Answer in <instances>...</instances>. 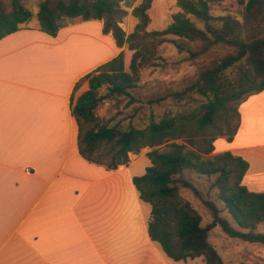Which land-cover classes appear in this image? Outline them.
Listing matches in <instances>:
<instances>
[{
    "label": "trees",
    "instance_id": "16d2710c",
    "mask_svg": "<svg viewBox=\"0 0 264 264\" xmlns=\"http://www.w3.org/2000/svg\"><path fill=\"white\" fill-rule=\"evenodd\" d=\"M30 1L0 0V39L29 26L33 18L38 29L51 36H56L63 18L96 19L103 21L102 33H111L117 48L127 43L132 51L128 69L120 50L84 75L74 86L70 110L78 151L87 161L114 170L129 163V153L147 150L150 164L132 183L150 205V239L174 261L201 257L205 264H225L209 240L216 226L229 237L264 244V233L257 230L264 223V191L249 190L242 183L248 162L230 151L212 154L218 137L231 141L237 132L240 104L264 90V0H177L180 11L172 22L152 32L145 29L153 0H141L131 10L136 24L128 35L119 25L127 15L123 0H37L36 11L28 6ZM224 1H234L235 13L212 14L214 5ZM144 34L158 37L157 44L171 41L180 50L187 45L196 79L181 90H151L155 80L141 83L142 70L154 65L156 52L153 43L143 42ZM85 80L88 89L75 98ZM140 95L145 96L148 113L134 105ZM105 99L116 108L126 100L130 120L116 119L119 110L107 118L98 116L96 110ZM167 99L177 107L157 114L156 105ZM164 144L167 148L160 150ZM201 178L208 182L205 197L193 181ZM181 188L201 201L210 221L202 223L201 213Z\"/></svg>",
    "mask_w": 264,
    "mask_h": 264
},
{
    "label": "crops",
    "instance_id": "0c3cea01",
    "mask_svg": "<svg viewBox=\"0 0 264 264\" xmlns=\"http://www.w3.org/2000/svg\"><path fill=\"white\" fill-rule=\"evenodd\" d=\"M94 20L63 18L56 36L34 23L0 39V264H177L150 239V205L132 183L150 164L132 171L147 150L114 170L79 154L74 86L119 50ZM239 112L232 140L218 137L212 154L241 156L249 164L242 183L264 191V90Z\"/></svg>",
    "mask_w": 264,
    "mask_h": 264
},
{
    "label": "rangeland",
    "instance_id": "374dc122",
    "mask_svg": "<svg viewBox=\"0 0 264 264\" xmlns=\"http://www.w3.org/2000/svg\"><path fill=\"white\" fill-rule=\"evenodd\" d=\"M140 1L141 0H123L122 2V6L127 11V15L124 17L123 21L119 23V25L124 30L126 35L131 33L134 29L136 19L131 15V10L134 6L138 5ZM233 3L234 1H224L222 2V4L214 5L211 13L214 15H220L229 12L234 14L235 9L231 8ZM28 6L33 9V11H36L38 8L37 0H31ZM178 11H180V8L177 4V0H153L150 9L148 10L149 23L145 31L152 32L154 30H162L166 28L172 22V15L177 13ZM190 17L199 27H203L202 22H200L193 16ZM94 21L96 22L99 20ZM34 23H36V21L33 18L29 25ZM141 36L144 43L149 46H151L153 43L156 48L155 58H152L154 65H151L149 68L142 70L140 81L141 83H148L155 80L156 84L151 90L157 89L161 91L163 88L181 90L196 79V66L187 58L188 53L186 51V43H184V49L180 50L171 41L157 44L158 37L154 38L153 36L146 34ZM169 38L173 39L175 37L169 36ZM76 40L78 43L77 45L80 46V49L83 50L85 42H87L85 38L81 37L77 38ZM106 41L107 50L110 53L111 51L116 50L115 44L113 50V47L110 46V40L108 39ZM90 42L92 45L95 44V42ZM100 42L98 41L99 48L100 45L103 47L106 46V44H104V40ZM74 43L76 42L73 41L72 44ZM88 43L89 42H87V44ZM80 49L77 53H75L76 56L80 57L82 55H85V53L80 52ZM120 50L124 51L125 68L128 69L132 51L128 48L127 43L117 51L119 52ZM103 91L104 90H102V92ZM81 92V87H79L74 93V97L76 98L81 94ZM145 101V96L140 95V101H137L136 103H134V105L138 106L140 110L144 111V113H148V108L146 107ZM125 102L126 100L122 101L119 107L116 108L112 105V100L105 99L104 102L97 108L96 114L102 118H107L110 114H114L117 110H119L120 113L116 116V119H122L123 122H128L130 120L129 113L131 112V106H126ZM176 107L177 105L174 101L167 99L156 105L154 111L157 114L161 115L163 112L170 109H175ZM134 121H137V119L135 118ZM159 148L160 150H164L167 148V146L164 144ZM144 161H147V157L137 161L135 166L132 168V171L139 165L143 164ZM193 181L203 192L205 197L208 182L204 178L194 179ZM181 193L186 198H188L191 201L192 205L201 213L203 224L207 221H210L211 216L206 207L198 198L194 196L191 190L181 188ZM224 214L229 217L227 212H224ZM257 230L264 233V223L258 225ZM209 240L219 252L225 264H264V244L250 243L238 238L229 237L218 226L212 229ZM176 262L177 264H205L203 258L201 257Z\"/></svg>",
    "mask_w": 264,
    "mask_h": 264
},
{
    "label": "bare ground",
    "instance_id": "6f19581e",
    "mask_svg": "<svg viewBox=\"0 0 264 264\" xmlns=\"http://www.w3.org/2000/svg\"><path fill=\"white\" fill-rule=\"evenodd\" d=\"M89 36H87V38H88ZM90 38V37H89ZM92 41V40H91ZM93 42V41H92ZM87 43V42H86ZM90 45V44H89ZM95 45V44H94Z\"/></svg>",
    "mask_w": 264,
    "mask_h": 264
}]
</instances>
